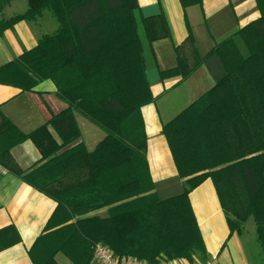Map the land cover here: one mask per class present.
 Masks as SVG:
<instances>
[{
  "label": "trees",
  "instance_id": "16d2710c",
  "mask_svg": "<svg viewBox=\"0 0 264 264\" xmlns=\"http://www.w3.org/2000/svg\"><path fill=\"white\" fill-rule=\"evenodd\" d=\"M11 1L0 0V10ZM180 2L187 8L203 0ZM256 2L260 16L207 58L197 56L191 67L179 56L175 68L161 71L162 78L185 80L213 59L220 69L216 84L163 126L184 184L183 193L166 199L155 191L146 156L141 108L154 98L134 12L137 0H28L24 13L0 21V34L46 10L58 22L34 49L0 67V82L25 90L52 79L57 97L67 103L29 132L6 116L0 123V163L58 203L29 251L34 264H59V253L73 264H90L99 242L116 255L150 264L205 255L189 194L207 178L231 230L241 232L252 217L264 250V0ZM144 25L151 41L164 34L162 26L169 35L164 17L145 18ZM185 43L194 45L191 31ZM10 70L17 75H2ZM92 125L99 130L94 133ZM29 138L54 157L24 174L11 150ZM69 172L78 178L64 185ZM20 240L15 226L1 229L0 251Z\"/></svg>",
  "mask_w": 264,
  "mask_h": 264
},
{
  "label": "crops",
  "instance_id": "0c3cea01",
  "mask_svg": "<svg viewBox=\"0 0 264 264\" xmlns=\"http://www.w3.org/2000/svg\"><path fill=\"white\" fill-rule=\"evenodd\" d=\"M135 9L138 34L145 57L146 77L154 100L141 108L147 136V161L160 199L183 193L180 177L163 126L188 107L215 84L220 72L216 60L199 65L185 80L181 76L162 78L161 71L175 68L179 56L193 67L196 57L205 59L218 43L234 35L241 27L260 16L256 0H203V3L184 8L180 0H137ZM28 0H12L0 10V21L24 13ZM164 17L161 36L151 41L144 19ZM58 29L56 18L45 11L38 19L20 20L0 34V67L19 59L34 49L44 35ZM190 31L194 45L185 41ZM243 48L242 41L237 37ZM8 78L17 75L10 70L2 74ZM57 86L52 79L41 80L31 90L13 82H0V123L3 116L10 118L25 132L47 122L53 112L67 103L56 95ZM51 137L61 143L56 130L48 125ZM42 140L41 138H39ZM11 154L23 173H29L54 157L46 156L35 139L17 144ZM192 209L205 245V255L196 254L192 260L178 258L163 260L161 264H264V250L258 240L257 225L252 217L244 223L241 232L232 231L223 210L215 184L205 179L189 194ZM58 203L52 197L25 182L8 169L0 175V230L15 226L21 240L0 251V264H34L29 251L37 238L46 232L47 224ZM106 208L90 212L95 215ZM59 264H73L66 256L57 255ZM90 264H103L93 258Z\"/></svg>",
  "mask_w": 264,
  "mask_h": 264
},
{
  "label": "built area",
  "instance_id": "2783aa9c",
  "mask_svg": "<svg viewBox=\"0 0 264 264\" xmlns=\"http://www.w3.org/2000/svg\"><path fill=\"white\" fill-rule=\"evenodd\" d=\"M7 168L0 163V175L5 174ZM94 258L103 264H150L145 260L134 257H121L104 243H96L94 246ZM202 264H215V261H207Z\"/></svg>",
  "mask_w": 264,
  "mask_h": 264
},
{
  "label": "rangeland",
  "instance_id": "374dc122",
  "mask_svg": "<svg viewBox=\"0 0 264 264\" xmlns=\"http://www.w3.org/2000/svg\"><path fill=\"white\" fill-rule=\"evenodd\" d=\"M46 11H48V10H46ZM45 12V11H44ZM43 12V13H44ZM50 12V11H49ZM51 13V12H50ZM52 14V13H51ZM53 15V14H52ZM40 17V16H39ZM39 17H37V19L39 18ZM30 21V20H29ZM33 21V20H32ZM213 60H215V59H213ZM202 96V95H201ZM197 100V99H196ZM193 103V102H192ZM90 129L92 130V131H94V133L96 132V131H98L99 130V128H97L96 129V126H90ZM90 130V132L92 133V134H94L92 131ZM95 135L96 134H94V135H92V136H90V137H95ZM78 177H76V174H75V172H74V174L72 173V172H69L68 173V175H67V178L64 180V185H68V184H70V183H74V182H76V179H77ZM59 255L62 257V256H65L63 253H59ZM71 261V260H70Z\"/></svg>",
  "mask_w": 264,
  "mask_h": 264
}]
</instances>
